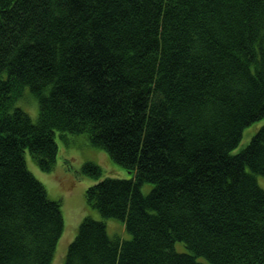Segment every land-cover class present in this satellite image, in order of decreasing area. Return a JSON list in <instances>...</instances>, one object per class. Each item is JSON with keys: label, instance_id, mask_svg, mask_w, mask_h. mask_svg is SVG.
Listing matches in <instances>:
<instances>
[{"label": "trees", "instance_id": "16d2710c", "mask_svg": "<svg viewBox=\"0 0 264 264\" xmlns=\"http://www.w3.org/2000/svg\"><path fill=\"white\" fill-rule=\"evenodd\" d=\"M76 135L131 236L85 215L63 264H264V0H0V264H51L62 203L26 152L52 171Z\"/></svg>", "mask_w": 264, "mask_h": 264}, {"label": "rangeland", "instance_id": "374dc122", "mask_svg": "<svg viewBox=\"0 0 264 264\" xmlns=\"http://www.w3.org/2000/svg\"><path fill=\"white\" fill-rule=\"evenodd\" d=\"M34 100L35 98L31 94H28L17 105L22 106L27 110L33 120H36L38 106L35 104L37 101ZM68 138V141H65L57 137L59 154L52 171H43L40 169L30 154L26 152L27 164L30 170L45 184L49 195L52 198L60 199L62 203L65 228L51 264H63L67 248L76 236L80 221L85 215H91L94 218L105 220L111 236L119 235L125 239L131 236L125 230L122 221L115 218H103L97 210L91 208L85 201L86 188L95 182V179L81 172V166L85 161L94 160L98 162L103 167L104 174L106 175L115 174V176H120L116 175V171L113 173L109 172L113 167H111L112 162H110L111 160L107 152L101 148L88 145L83 135H76V137L69 136ZM249 138L250 135L245 133L241 144L235 149V152L246 144ZM108 160L111 166H108ZM122 174L121 176H129L125 170ZM258 181L264 187V177L258 176ZM151 187L152 183L146 182L142 188L147 193ZM176 247L182 250L184 244L177 242Z\"/></svg>", "mask_w": 264, "mask_h": 264}]
</instances>
